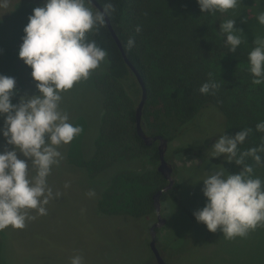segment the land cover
<instances>
[{
    "label": "trees",
    "instance_id": "trees-1",
    "mask_svg": "<svg viewBox=\"0 0 264 264\" xmlns=\"http://www.w3.org/2000/svg\"><path fill=\"white\" fill-rule=\"evenodd\" d=\"M97 1L103 5L104 0ZM111 2L116 11L108 16L110 22L147 90L142 127L147 134H161L168 142L179 139L176 146L170 147L171 151H166L167 160L174 155L190 154L208 159L207 150L219 135L224 132L234 135L244 128H251L252 132L239 145L241 150L264 143V133L255 130V125L264 121V83H252L248 52L239 48L235 53L230 52L225 44L226 37L220 31L224 15L232 16L230 10L201 13L197 0ZM138 25L141 27L139 33L135 31ZM130 37L135 39L132 49L127 47ZM89 39L105 49L107 57L101 64L104 69L97 68L100 72L92 82L101 95L102 112L94 152L83 166L94 179L118 162L147 159L153 165L148 171L123 169L114 173L97 201L101 213L145 218L155 214L152 196L167 184V180L157 170V142L145 145L136 131V106L141 88L106 22L90 33ZM25 66L31 71L30 66ZM209 73L221 86L215 94H201L199 87L208 81ZM212 110L220 117V132L205 135L197 146L189 142L185 137L188 129L195 127V120ZM260 154L264 157V153ZM210 161L231 172L239 170L223 157ZM246 163L253 166L254 176L261 177L264 164L257 165L251 157ZM179 186L175 181L174 186L163 193L161 201L176 200ZM186 211L194 218L192 211ZM158 231L159 228L157 241Z\"/></svg>",
    "mask_w": 264,
    "mask_h": 264
},
{
    "label": "rangeland",
    "instance_id": "rangeland-1",
    "mask_svg": "<svg viewBox=\"0 0 264 264\" xmlns=\"http://www.w3.org/2000/svg\"><path fill=\"white\" fill-rule=\"evenodd\" d=\"M43 3L9 0L7 8H0V74L16 79L19 92L12 98L13 103H18L21 95L38 92L37 82L18 57V51L28 16ZM239 4L230 9L232 16L224 15V21L228 17L235 19V27L242 30L237 35L244 38V43L237 48L249 52L255 47L254 39L264 38V25L256 19L264 11V3L241 0ZM102 66L98 69L103 70ZM98 69L87 80L62 93L61 109L67 112L71 123L83 128V132L59 149L64 159L58 167L53 166L47 178L54 194L46 205L47 215H37L23 229L9 226L0 231V264H70V258L75 254L83 256L84 264H155L149 242L150 226L156 221V214L145 218L112 216L101 213L97 204L106 181L114 173L123 169L144 172L153 165L147 159L118 162L94 179L89 177L87 168L83 166L94 152L102 112L101 95L92 83L100 72ZM195 122L196 126L189 128L185 137L196 146L202 143L205 135L220 132V117L214 110ZM2 124L0 120V126ZM209 140L213 141L212 138ZM178 143V138L168 142L167 150L171 151L170 147ZM4 145V137L0 135V151ZM8 147L11 149L12 146ZM169 161L174 165V178L180 186L176 200L161 202L165 223L159 227L157 246L166 263L264 264V226L249 231L245 237L229 240L219 230L209 232L186 211L194 212L204 206L203 181L199 180L207 169L221 165L191 154L174 155ZM260 178L264 180V172ZM90 191L95 195L89 196ZM57 192L60 193L58 197L55 195ZM29 214L36 215L35 210H30ZM213 239L216 240L211 241Z\"/></svg>",
    "mask_w": 264,
    "mask_h": 264
},
{
    "label": "clouds",
    "instance_id": "clouds-1",
    "mask_svg": "<svg viewBox=\"0 0 264 264\" xmlns=\"http://www.w3.org/2000/svg\"><path fill=\"white\" fill-rule=\"evenodd\" d=\"M239 3L241 0H197L201 13H223ZM93 5L94 0H44L28 16L18 57L31 68L37 82L36 94L21 95L18 103H13L12 98L19 92L16 79L0 74V135L5 139L0 151V231L9 226L23 229L37 215H47L46 205L54 198L47 178L53 166L58 167L64 159L59 149L83 132L80 125L70 122L60 105L62 93L87 80L106 61L107 51L90 40L89 34L104 26L106 16L116 8L111 0H104L100 8ZM8 6L9 0H0V8ZM256 19L264 25V11ZM219 27L229 51L235 53L244 43V38L237 35L242 30L235 27V19L225 20ZM135 31L139 33L141 27L136 26ZM253 44L255 47L248 52V71L252 83L259 85L264 83V38L254 39ZM134 46L135 39L130 37L127 47ZM220 86L209 73L199 92L215 94ZM255 130L264 133V121L258 122ZM251 132V128L234 135L224 132L207 150L209 160L223 156L238 171H228L222 165L207 169L199 180L203 181L201 190L206 199L193 216L209 232L219 230L229 240L264 226V180L254 176L253 166L246 163L251 157L257 165L264 164L260 154L264 153V143L246 150L239 147ZM88 195L94 196L95 192ZM30 210L36 215H30ZM70 264H84L83 256L73 255Z\"/></svg>",
    "mask_w": 264,
    "mask_h": 264
},
{
    "label": "water",
    "instance_id": "water-1",
    "mask_svg": "<svg viewBox=\"0 0 264 264\" xmlns=\"http://www.w3.org/2000/svg\"><path fill=\"white\" fill-rule=\"evenodd\" d=\"M41 1V0H37ZM95 8L102 7L97 0H94ZM105 21L107 23V26L115 39L117 45L119 46L122 56L130 68V70L135 75L140 88H141V97L140 100L136 106V131L137 134L142 138L145 145H151L153 142H157V150L159 155V163L157 165V170L161 173V175L167 180V184L164 185L161 189L156 191L152 198H153V206L155 209L156 214V221L150 226V242L149 247L154 255L155 258V264H167L165 258L162 256L158 246H157V228L162 226L165 223V219L161 215V196L164 192H167L170 190L174 184H175V178L173 175L174 172V165L165 158L167 146H168V140L161 134L157 135H149L145 132V130L142 127L141 123V115H142V109L146 101L147 96V90L145 86V82L140 74V72L137 70V68L134 66V64L128 59L125 50L123 49L121 40L119 39L116 31L114 30L110 19L108 16H106Z\"/></svg>",
    "mask_w": 264,
    "mask_h": 264
}]
</instances>
